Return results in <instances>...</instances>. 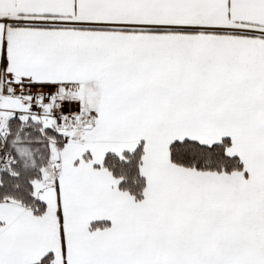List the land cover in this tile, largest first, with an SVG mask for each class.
I'll list each match as a JSON object with an SVG mask.
<instances>
[{
	"label": "snow or ice",
	"instance_id": "snow-or-ice-1",
	"mask_svg": "<svg viewBox=\"0 0 264 264\" xmlns=\"http://www.w3.org/2000/svg\"><path fill=\"white\" fill-rule=\"evenodd\" d=\"M0 264H264V0H0Z\"/></svg>",
	"mask_w": 264,
	"mask_h": 264
}]
</instances>
